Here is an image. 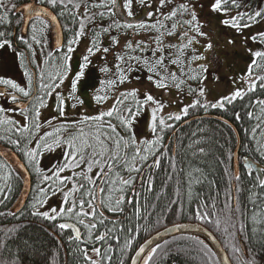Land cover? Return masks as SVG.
Masks as SVG:
<instances>
[{"label":"snow or ice","instance_id":"obj_1","mask_svg":"<svg viewBox=\"0 0 264 264\" xmlns=\"http://www.w3.org/2000/svg\"><path fill=\"white\" fill-rule=\"evenodd\" d=\"M135 4L146 10L140 19L136 18ZM104 20L108 21L106 25L98 23ZM262 23L264 7L252 8L248 0H122V3L120 0H0V28L3 29L0 30V50H11L13 58L19 59L27 81L22 86L14 79L0 76V86H3L0 100L4 102L0 104V205L6 207L13 199L17 201L15 211H0V217L11 216L17 221L31 217L43 221L46 227H42V231L52 237L59 248H64L65 235L69 245L76 244L75 248L65 249L66 255L79 253L83 264H111L113 246L103 245L113 239L116 228L115 221L105 215V209L114 215H125L126 208H131V215L137 220L148 219L142 215V210L154 208L149 205V195L156 191V175L163 169L162 189L169 186L174 176L178 184L177 198L170 201L166 211L176 212L171 206L180 200V212H183L180 188L187 186L191 203L193 188L205 182L209 184L206 198L203 193L196 194L199 203L192 215L201 224L213 223L212 217H216L215 228L227 241L225 247L231 257L225 255L213 262L216 254L208 244L192 237L200 246L203 264H264V256L241 247L237 238L245 236L247 225L241 222L237 227L235 223L236 215L243 218L247 211L239 201L243 191L240 167L243 166L246 175L253 180L252 188L264 189V167L261 166L264 143L257 139L258 135L264 138V98H250L243 105L247 120L256 123L250 128L249 142L238 143L239 148L255 151L259 156L252 160L245 154L241 160L239 153L229 149L227 163L225 158L218 160L224 165V175L228 178V187L223 193L224 206L218 212L209 211L216 209L215 201L221 195L216 182L208 181L204 169L194 164L187 167L182 164L178 168L173 145L165 143L167 132L174 133L177 127L172 122L187 124L193 112L196 113L194 121L199 119L201 111L208 114L210 110L221 113L231 110L236 121L244 119L235 108L236 102L257 92L264 94V30L258 28L249 32L242 41L250 56L247 70L238 78L243 87L235 86L238 81L234 77V90L216 96L209 83L213 76L216 81L220 80L216 70L222 56L228 55L227 46L236 44L233 36L224 45L220 33L227 29L236 36H243L244 30ZM90 28L95 32L86 54L78 67L73 68L70 63L76 51L73 45H78ZM53 31L57 38L54 48H49L48 36ZM64 32L74 34L66 44L61 38ZM113 32L124 34L123 45ZM105 34L109 36L108 46L100 39ZM249 41L257 46L255 50L248 46ZM218 44L224 46L223 52L217 51ZM37 49H40L39 54ZM110 53H114L115 61L111 66L107 62ZM98 54L104 61L99 71L106 78L99 81V87L90 96L96 111L94 114L80 112L85 105L82 81L92 64L91 58ZM140 71L146 73L147 86L143 90L126 87ZM173 89L180 99L179 111L165 112L170 104L157 93L167 92L171 96ZM51 96L57 101L56 115L42 122L41 110L48 107L45 98ZM184 100L190 102L183 103ZM109 101L110 106L102 107ZM69 106L74 110V118H69L66 110ZM257 106L259 113L255 111ZM142 115L148 117L150 139L138 138L135 132L136 122ZM222 123L228 125L227 120ZM45 128L48 130L42 131ZM204 131L201 127L189 137L180 138L179 146L190 151L194 158L207 156L204 136L198 135ZM186 138L190 141L187 145L183 143ZM251 141H256L255 147ZM59 149L63 150L64 162L50 172H42L39 154ZM33 174L37 177L35 183L31 179ZM233 181L237 194L235 206ZM249 192V202L257 209L251 222L264 228V213L259 212L257 205L260 193H252L251 189ZM162 195L163 191L157 195V200ZM56 197H59L58 203L50 205L49 201ZM109 223L113 226L109 227ZM22 227L26 225L0 228V264H28L30 259L31 264H55V256L49 257L48 253L34 249L27 240L23 241V247L17 244L16 251L12 252L9 243L20 239ZM186 227L174 223L172 231ZM144 230L147 231V227ZM119 231L128 233L120 249L123 253L133 247L136 239L133 232H139V225L135 229H125L122 225ZM165 231L169 229L165 227ZM253 232L264 236L257 229ZM115 240L119 245L120 235H116ZM251 242L252 237L243 241L245 245ZM5 250L9 252L7 258ZM161 252L168 255L170 250L145 239L135 250V256L130 257L131 264L139 261L154 264ZM121 264L125 262L121 260Z\"/></svg>","mask_w":264,"mask_h":264},{"label":"trees","instance_id":"obj_2","mask_svg":"<svg viewBox=\"0 0 264 264\" xmlns=\"http://www.w3.org/2000/svg\"><path fill=\"white\" fill-rule=\"evenodd\" d=\"M122 3V0H120ZM248 3H250L252 8L257 7H264V0H248ZM134 10L137 13L136 18L143 17L146 14V10H143L144 13H140L142 11L138 4L134 5ZM61 23L63 24L64 21L62 20ZM98 23L107 24L108 21H98ZM78 28V25H76ZM1 30V29H0ZM17 34H19V29H16ZM95 29H89L87 31V37L90 40L92 39L94 35ZM72 32H64V42L66 44L68 39L73 38ZM112 35H118L121 39L123 37V33H116L113 32ZM51 33L48 36V45L49 48L52 47V38ZM100 39L103 41L104 46H108L109 44V36L105 34L104 36H101ZM121 42H124V40H121ZM175 42V41H174ZM40 49H37V53L39 54ZM96 59V62H92L90 66H94V68L97 69V75H98V84L97 87H99V81L102 79H105V75L100 73L99 68L104 66V61L100 59V54L92 57ZM82 60V58H81ZM19 65L20 61L18 59ZM107 62L109 66L113 65L115 63L114 61V53H110L107 56ZM24 72V69L21 68ZM147 81L146 80V73L144 71H140L134 74L132 82H139V81ZM175 90V89H173ZM176 91V90H175ZM259 96L260 98H264V94H261L260 92H257L255 94H251V97H245L243 101H237L235 104V108L237 111H240L242 115H244V119L242 121H236L232 111L229 110L226 113H221L219 110H210L208 114H205L203 111L199 113V119L198 120H190L186 124L183 121L181 122H175L177 125L175 132L173 133L172 130H169L166 134L165 143L171 142L173 145V150L177 153V167L183 166L187 167L188 164H194L195 166H199L202 169H204L205 175L208 177V181H215L217 187L220 189L221 195L219 198L215 201L216 203V209H209V211H219L220 208L224 206V191L228 187V178L224 175V165H220L218 163V160L221 158H225L227 152L229 149L236 151L237 145H238V138L237 134L239 135V143H246L248 141V137L251 135L250 128L256 123L255 120L248 121L246 117V110L243 108L244 104H247L250 98H255ZM47 100V97L45 98ZM2 102L0 101V104ZM252 110V109H248ZM255 111L259 113V106L256 107ZM144 115H142L136 122L135 125V132L138 136V138H151L150 132L146 128V134L144 136H139L138 134V127H139V121ZM196 113L193 112L190 114L189 118L195 117ZM188 118V119H189ZM222 120H227L228 125H225L222 123ZM202 121V123H201ZM203 128L205 131L203 135L205 139L204 146L206 147V150L208 152L207 156L203 157H193L192 153L188 151L186 148H181L180 145V138L182 137H189L190 134L194 131H197L198 128ZM245 129H249L248 132L245 131ZM48 130L47 128L42 129V131ZM257 139L260 140L261 143H264V138H261L259 135L257 136ZM189 139H184L183 143L187 145L189 143ZM253 144V147L256 145V141H251ZM220 145H223L221 148ZM42 151L39 154L38 159H40V155L43 153ZM238 153L240 155L241 160L243 159V156L245 154L248 155V157L252 160H255L259 153L252 151L249 152L247 149H238ZM62 161L64 160L63 154ZM64 162V161H63ZM164 166L167 167V161L165 160ZM41 167L42 172H49L47 169H43ZM264 167V164L261 165ZM242 180L240 187L243 189V191L239 194V201L242 206L246 208V213L243 218L240 217L239 214L236 215L235 223L237 224V227L241 222L245 223L247 225L245 236L244 237H238V241L243 244L245 250L248 248H251L252 252L256 253L258 256H264V248H261V242H264V236L261 235H255L253 232V229H257V231L264 233V228H260L259 225H256L251 222L253 213L257 211L256 208L249 202V197L251 193L249 192V189H251L252 193L259 192L261 199L257 201V205L259 208V212L264 213V189H257L252 188L253 180H250L249 177L246 175V170L243 168V166L239 169ZM256 173L255 170H253V178L255 177ZM33 183L36 182L37 177L35 174L31 177ZM165 180V171L162 169L160 170L156 175V191L149 195V205H154L153 207H150L148 211L142 210V215L147 216L148 219H140L137 220L135 216L131 215V208H126L125 215H114L113 213L107 212L105 209V215L108 217L110 221H115V228L116 233L113 234V239L106 242L108 244H111L115 247L111 264H121V260L127 264V261L130 257V254L135 250V248L149 235L154 233L155 231L166 227L168 225L178 223V222H196L201 224L199 221L194 220L193 218V211L195 210L197 204L199 203V200L196 199L197 193H203V197H207L209 194V184L208 182H205L203 185H196L193 188V198L192 202H189V198L187 195L188 189L185 185L183 188H180L181 193V199L183 200V212H180V200L177 201V204L171 207H174L176 209V212L172 211H166V208L170 206V201L172 199L177 198V188L178 184L176 181L175 176L173 179L169 182V186L166 189H162L163 181ZM137 187L139 188V184H137ZM163 191V195L160 196V199L157 200V195ZM213 194H215V189H212ZM232 194H233V206H235V182L233 181L232 186ZM18 196V193L16 194ZM141 203L143 204V200H141ZM17 206L16 199H13L10 201L7 206L0 205V211L7 212L9 209L15 211V208ZM131 217L130 219L128 217ZM167 217L168 219H165ZM215 219L216 217H212L213 223L209 224H201L205 226L207 229H209L220 241L222 247L227 252V254L231 257V253L227 251L225 245L227 241L224 239V237L221 235L219 231L215 228ZM158 220H162V223H157ZM31 221V223H29ZM26 225V227H22L19 233L20 239L13 241H10L9 248L14 253L16 251V245L20 244L21 247H23V241L27 240L30 245L36 250H39L41 252L48 253L49 257L55 256V264H83V260L80 257L79 253L76 254H65V249L69 248H75L76 244L69 245L67 243L68 237L67 235L63 236V240L65 241L64 248H59L57 243L53 240L52 237H50L47 233L42 231V227H46V224L43 221L36 220L31 217L22 218L20 221H17L11 216L8 217H0V228L4 227H12L13 225ZM123 225L125 229L132 227L135 229L137 225H139V232H133V235L136 236V239L133 243V247L127 249L123 253L120 251V249L123 247L125 238L127 237L128 233L125 231L124 233H120V228ZM109 227H112L113 225L111 223L108 224ZM145 227H147V231H145ZM103 231V229H101ZM120 235V243L117 245L115 236ZM175 237V239H173ZM171 238H168L161 242L162 248L169 249L170 252L168 255H164V253H160L156 256L154 260V264H203V261L201 259V253H200V246L195 243L192 239V237H197L194 235H179L174 236ZM247 237H252V242L245 245L243 243L244 239ZM200 239V238H199ZM201 240V239H200ZM165 241H168V244H165ZM82 246V245H81ZM242 247V246H241ZM213 252V250H212ZM214 253V252H213ZM9 256L8 250H5L4 257L7 258ZM217 260L216 255L213 256V262ZM28 264H31V259L29 260Z\"/></svg>","mask_w":264,"mask_h":264},{"label":"rangeland","instance_id":"obj_3","mask_svg":"<svg viewBox=\"0 0 264 264\" xmlns=\"http://www.w3.org/2000/svg\"><path fill=\"white\" fill-rule=\"evenodd\" d=\"M143 13L144 11L142 10L138 14L142 15ZM258 28L260 30H264V23L258 26L254 25L251 30H247V29L244 30L243 36H236L233 31H230L227 29L223 30L220 33V39L224 42V45H226L227 40L233 36H235L236 44L234 47L227 46L228 55L226 57L222 56L221 65L216 70V74L220 76V80L216 81L215 77L213 76L209 83V87L214 89V94L216 96H219L221 94H225L229 91L234 90V85L232 84V79L234 77L237 78V81H238L237 85L235 86L243 87V85L239 84L238 78L240 77L243 71L247 70V65L248 63H250V56L247 51V47L243 44L242 41L249 34V32H255L257 31ZM121 40H124L123 37ZM123 43L124 42H121V45H123ZM87 46H89V38L87 37V35L81 37V41L78 45H73V47L76 49V51L72 54V59L70 61L73 68L78 67L79 63L81 62L82 56L86 54ZM248 46L252 47L254 50L257 47L256 45L252 44L250 41H249ZM217 51L223 52L224 46L218 44ZM7 52H9L7 57H11L12 56L11 50H8ZM0 53H2L3 56H6L5 51H1ZM5 59L6 57L4 59L0 58V76L14 79L17 83H19L18 81L21 78V76L19 75V72L11 68L8 69V67H6V65L3 64V60ZM91 59L93 63L96 62L95 58H91ZM12 71H15V73H13ZM65 83H68V82L66 81ZM97 83H98L97 69L94 68V66H90L85 80L82 81L83 87L81 89V95H82V98L85 100V105L84 107L79 109L80 112H87L89 114L95 113L96 106L90 100V96L95 90V88L97 87ZM146 86H147V81H144V80L139 81L137 83L132 82L131 84L126 85V87H129V88L140 87L141 90H143V88ZM157 94L163 97V100L165 103L170 104V106L165 109V112L177 113L179 111L180 99L178 98L175 90H172L171 96H169L167 92H158ZM188 102L190 101L189 100L183 101V103H188ZM46 103L48 107L41 110V121L42 122L48 118H51L53 115H56L54 111L55 106L57 104L55 96L47 97ZM110 104H111V101H109L107 104L103 105L102 107L106 109L108 106H110ZM66 110L69 112V118H74L72 116V113L74 110H72L70 106ZM17 118L19 117L17 116ZM147 120H148V117L144 115L139 121V127H138L139 136H144L147 133L146 132ZM62 154H63L62 149L54 150L52 152L44 151L40 155L41 156L39 159L40 165L42 166L43 169H47L50 172L53 168H55L57 164L63 163L64 160L62 161V156H61ZM58 200H59V197L52 198L49 201V204L52 206H55L58 203Z\"/></svg>","mask_w":264,"mask_h":264},{"label":"water","instance_id":"obj_4","mask_svg":"<svg viewBox=\"0 0 264 264\" xmlns=\"http://www.w3.org/2000/svg\"><path fill=\"white\" fill-rule=\"evenodd\" d=\"M138 19H140V18H138ZM51 33H52V40H53V47H54L55 46V39L57 38V36H56L55 31H53ZM61 38H62V40H64L63 34H62ZM190 120H193V118L188 119V121H190ZM148 131H149V129H148ZM236 134H237L238 143H239V135H238V133H236ZM238 149H239V147L237 145L235 152L238 153ZM234 164H235V161H234ZM178 223L183 224V225H187L188 227L177 230V231H172L173 224H171V225L166 226L169 229V231H165V227H163V228L159 229V235L157 234V231H156L146 239L153 240L154 243H161L164 240L171 238V237H174V236L187 235V234L188 235H194V236L201 238L203 241H205L207 244H209L211 246L213 252L216 254L217 260H219L221 257H223L225 255H228L227 252L223 249L219 240L216 238V236L209 229H207L205 226H203L199 223H196V222H178ZM210 232L212 233V235H209ZM213 237H215V239H213ZM144 241L142 243H144ZM241 246L243 247L242 244H241ZM132 256H135V252L133 253ZM139 263H140V261L138 262V264ZM129 264H131V260L129 261Z\"/></svg>","mask_w":264,"mask_h":264},{"label":"flooded vegetation","instance_id":"obj_5","mask_svg":"<svg viewBox=\"0 0 264 264\" xmlns=\"http://www.w3.org/2000/svg\"><path fill=\"white\" fill-rule=\"evenodd\" d=\"M0 29L3 30L2 28H0ZM7 63H8L9 65H11V64L13 63V64H15V67H16V63H15V61H11V60L9 59ZM21 82L24 83L25 80H21ZM144 240H145V239H144ZM144 240H143V241H144ZM143 241H142V242H143ZM142 242H141V243H142ZM141 243H140V244H141ZM140 244H139V245H140ZM139 245H138V246H139ZM98 246H99V245H98ZM107 246H108V243H105V244L103 245V247H107ZM112 246H113V245H112ZM138 246L135 248V250L138 248ZM114 250H115V247L113 246V253H114ZM135 250L130 254V257H132V255H133V253L135 252ZM113 253H112V256H113ZM130 257H129L128 261H127V264H129Z\"/></svg>","mask_w":264,"mask_h":264},{"label":"bare ground","instance_id":"obj_6","mask_svg":"<svg viewBox=\"0 0 264 264\" xmlns=\"http://www.w3.org/2000/svg\"><path fill=\"white\" fill-rule=\"evenodd\" d=\"M139 264H143V262L142 261H140V263Z\"/></svg>","mask_w":264,"mask_h":264}]
</instances>
